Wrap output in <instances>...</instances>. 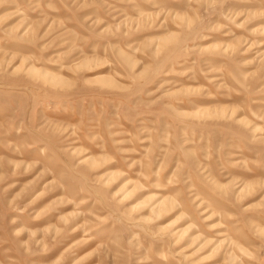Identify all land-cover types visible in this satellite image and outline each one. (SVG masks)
I'll return each instance as SVG.
<instances>
[{
    "label": "rangeland",
    "instance_id": "1",
    "mask_svg": "<svg viewBox=\"0 0 264 264\" xmlns=\"http://www.w3.org/2000/svg\"><path fill=\"white\" fill-rule=\"evenodd\" d=\"M0 264H264V0H0Z\"/></svg>",
    "mask_w": 264,
    "mask_h": 264
}]
</instances>
